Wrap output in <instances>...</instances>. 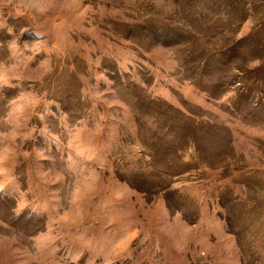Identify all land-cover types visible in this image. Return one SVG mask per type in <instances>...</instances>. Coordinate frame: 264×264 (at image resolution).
<instances>
[{
    "label": "rangeland",
    "instance_id": "obj_1",
    "mask_svg": "<svg viewBox=\"0 0 264 264\" xmlns=\"http://www.w3.org/2000/svg\"><path fill=\"white\" fill-rule=\"evenodd\" d=\"M0 264H264V0H0Z\"/></svg>",
    "mask_w": 264,
    "mask_h": 264
}]
</instances>
